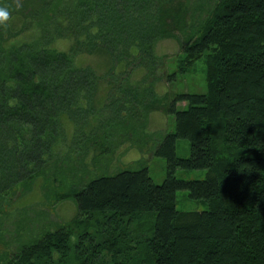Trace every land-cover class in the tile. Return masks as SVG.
<instances>
[{"label": "trees", "instance_id": "1", "mask_svg": "<svg viewBox=\"0 0 264 264\" xmlns=\"http://www.w3.org/2000/svg\"><path fill=\"white\" fill-rule=\"evenodd\" d=\"M0 9L9 13L0 22V216L18 189L30 192L42 174L58 179L69 125L80 165L78 183L57 198L76 203L74 217L32 236L8 264H264V0L204 10L165 80L173 86L203 60L206 87L176 95L157 92L156 47L185 30L188 0H0ZM81 56L108 67L80 66ZM155 112L175 118L156 150L163 182L146 166L92 173L122 142L143 150ZM178 139L189 157L177 155ZM177 168L206 177L184 180ZM181 190L208 209L178 210Z\"/></svg>", "mask_w": 264, "mask_h": 264}, {"label": "rangeland", "instance_id": "2", "mask_svg": "<svg viewBox=\"0 0 264 264\" xmlns=\"http://www.w3.org/2000/svg\"><path fill=\"white\" fill-rule=\"evenodd\" d=\"M202 1V4H201ZM214 0H188L191 13L187 16L188 25L185 30L176 31L178 39L169 38L160 41L156 47V54L163 61L164 79L158 86L157 92L164 93L171 91L172 94L184 92H202L206 87V65L203 60H198L193 69L185 75L175 79L173 86L171 82L165 80L169 73L177 68L178 59L181 55L180 41L188 34V29H196L207 15V8ZM206 10V11H204ZM30 39L31 34L25 36ZM60 47V46H59ZM80 66H93L99 73L104 72L108 65L103 59L94 56H81L77 61ZM162 68V66H161ZM175 95L168 104L172 103ZM185 102L177 105L182 109ZM148 128L147 137L142 138V149L135 146L134 141L122 142L114 152H108L98 158V164L89 168L92 173H103L112 175L119 170L139 169L146 166L149 175L156 183H161L167 175V162L163 157L156 154V150L165 135L173 132L175 128V118L173 114L155 112L147 116ZM68 139L62 143V157L59 162V177L56 181L45 180L46 175L36 178L30 192L18 189L7 197L4 204L5 213L0 216V264H8V258L15 255L20 245L27 243L32 236H39L43 230H54L69 222L77 212L76 203L73 200H58V195L66 191L71 185L78 183L75 178H71L72 171L79 169L78 156L73 151L74 131L73 127H68ZM135 140V139H134ZM68 147V148H67ZM73 151V152H72ZM110 151V150H109ZM176 153L179 157H189L190 143L187 139H178ZM94 152H91L92 156ZM109 172V173H108ZM99 174V175H101ZM176 176L184 180H200L206 177L204 169H176ZM52 192V194H50ZM56 192V193H54ZM24 193V194H23ZM48 195V196H47ZM50 195V197H49ZM176 207L181 211H204L208 209L206 201L195 200L188 197L185 190L176 194ZM37 236V237H38Z\"/></svg>", "mask_w": 264, "mask_h": 264}, {"label": "clouds", "instance_id": "3", "mask_svg": "<svg viewBox=\"0 0 264 264\" xmlns=\"http://www.w3.org/2000/svg\"><path fill=\"white\" fill-rule=\"evenodd\" d=\"M9 13L6 10L0 9V22L6 21Z\"/></svg>", "mask_w": 264, "mask_h": 264}]
</instances>
